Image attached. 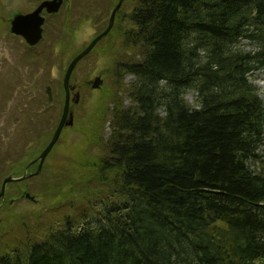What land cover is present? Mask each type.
Here are the masks:
<instances>
[{
  "label": "trees",
  "instance_id": "1",
  "mask_svg": "<svg viewBox=\"0 0 264 264\" xmlns=\"http://www.w3.org/2000/svg\"><path fill=\"white\" fill-rule=\"evenodd\" d=\"M123 24L106 156L41 186L0 264H264V0H135Z\"/></svg>",
  "mask_w": 264,
  "mask_h": 264
},
{
  "label": "rangeland",
  "instance_id": "2",
  "mask_svg": "<svg viewBox=\"0 0 264 264\" xmlns=\"http://www.w3.org/2000/svg\"><path fill=\"white\" fill-rule=\"evenodd\" d=\"M42 1L0 0V186L7 175L15 172L21 175L24 167L50 141L62 113V78L69 60L104 29L117 3V0H69L59 14L47 17L40 43L28 48L20 38L9 34L8 21L15 13L32 11ZM134 2L123 0L115 16L113 32L75 68L70 84L76 88L73 94L79 93V101L70 105L73 125L62 131L45 160L44 170L37 177L7 186L6 200L0 207V226H4L0 227V246L9 240L14 243L21 238L26 242L29 238L25 230L33 227L35 218L27 219L28 215L46 204L42 185L74 177L70 165L76 163L75 159L97 164L106 156L104 144L110 134V116L104 114L116 104L131 107L129 98L115 89L117 78L110 70L115 62L123 59L118 39L124 29L123 17L133 10ZM238 46L250 49L248 43L240 42ZM97 76L103 85L99 90H92L90 82ZM252 80L264 105V71L255 74ZM122 81L129 84L132 77L125 75ZM47 86L51 89V104L45 96ZM115 93V102L110 101ZM184 99L194 105L192 92L186 93ZM98 130L100 141H97ZM25 193L36 202L26 199ZM9 199H14L11 205L7 204Z\"/></svg>",
  "mask_w": 264,
  "mask_h": 264
},
{
  "label": "water",
  "instance_id": "3",
  "mask_svg": "<svg viewBox=\"0 0 264 264\" xmlns=\"http://www.w3.org/2000/svg\"><path fill=\"white\" fill-rule=\"evenodd\" d=\"M68 0H47L39 4V6L31 13L27 15H18L13 18L10 23L9 32L10 34L20 37L24 44L28 48L36 47L40 41L42 40V32H43V24L44 17L41 15L42 11L45 12L46 16L49 15H57L59 13L61 5ZM123 0H117L116 5L110 13L107 25L103 31L94 36L90 42L79 52L77 53L68 63L63 78H62V87L64 90V102L62 107V113L59 119V122L51 136L50 141L47 143L45 148L40 152L38 157L32 161L30 165L37 163V168L33 173H27L24 171L23 175L20 177H14V175H7L0 186V203L5 201V192L6 187L10 183H18L22 182L26 179L37 176L42 169L43 163L50 152L53 150L59 138L61 136L62 131L65 128H69L73 125V112L70 109V104H77L79 101V93H75V95L70 99V92L74 91L75 86H71L70 79L71 76L77 67V65L88 56L91 51L96 47V45L102 41L111 31L114 25V20L116 13L121 8ZM103 85V80L100 76L95 77L90 82V88L92 90H99ZM45 96L48 104L52 103V95L50 87H45ZM26 199L33 201L34 199L29 196V194H24ZM10 204L12 201L9 202Z\"/></svg>",
  "mask_w": 264,
  "mask_h": 264
},
{
  "label": "flooded vegetation",
  "instance_id": "4",
  "mask_svg": "<svg viewBox=\"0 0 264 264\" xmlns=\"http://www.w3.org/2000/svg\"><path fill=\"white\" fill-rule=\"evenodd\" d=\"M44 1H47V0H43L42 2H44ZM42 2H40V3H38L37 4V6L32 10V11H30V12H26V13H24V14H22V13H15V14H13L12 15V18L8 21V23H9V27H10V23H11V21L13 20V18L15 17V16H18V15H27V14H29V13H31V12H33L38 6H39V4H41ZM69 3V0L68 1H66V2H64L62 5H61V7H60V10H61V8L64 6V5H67ZM60 10H59V12H60ZM59 14V13H58ZM41 15L44 17V24H45V22H46V19H47V17H49V16H51V15H49V16H46V14H45V12L44 11H42V13H41ZM44 24H43V31H44ZM9 34H10V32H9ZM11 36H13V37H17V36H14V35H12V34H10ZM42 37H43V32H42ZM18 38H20V37H18ZM21 39V38H20ZM22 40V39H21ZM23 41V40H22ZM72 86V85H71ZM76 90V88L74 89V91ZM64 91V90H63ZM74 91H72V92H70V99H72V97H73V95H75V94H73V92ZM77 93V92H76ZM71 95H72V97H71ZM71 105V104H70ZM40 154V153H39ZM37 158V157H36ZM35 158V159H36ZM35 159H33V160H35ZM32 160V161H33ZM46 160V159H45ZM32 161H30L25 167H24V171L26 170V172L27 173H31V172H33V171H35L36 170V168H37V163H34V164H32V165H30L29 166V164H31L32 163ZM43 165H44V163H43ZM35 168V169H34ZM34 169V170H33Z\"/></svg>",
  "mask_w": 264,
  "mask_h": 264
}]
</instances>
